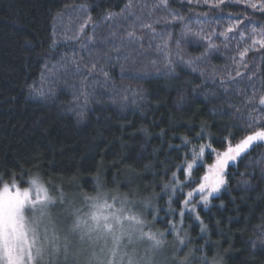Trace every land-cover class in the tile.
<instances>
[{
  "label": "trees",
  "instance_id": "trees-1",
  "mask_svg": "<svg viewBox=\"0 0 264 264\" xmlns=\"http://www.w3.org/2000/svg\"><path fill=\"white\" fill-rule=\"evenodd\" d=\"M262 3L0 0V187L131 188L161 209L162 246L190 264H264L263 143L226 169L206 208L180 216L181 189L195 184L162 191L173 173L185 182L178 166L193 149L261 130L248 124L264 121V48L253 45L264 13L250 6Z\"/></svg>",
  "mask_w": 264,
  "mask_h": 264
},
{
  "label": "snow or ice",
  "instance_id": "snow-or-ice-1",
  "mask_svg": "<svg viewBox=\"0 0 264 264\" xmlns=\"http://www.w3.org/2000/svg\"><path fill=\"white\" fill-rule=\"evenodd\" d=\"M161 2L166 5L167 0H161ZM205 2L207 3L208 0H205ZM219 2L222 3L223 0H219ZM215 6L217 5H213V7ZM250 6L264 13V3L260 5L250 4ZM237 22H240L238 18ZM234 28L235 26L230 27L227 31L232 32ZM128 35L132 36V33ZM221 35H225V33H221ZM243 35L241 33L242 37ZM255 44H259L261 48H264V38L258 41L253 40V45ZM214 47L215 45L209 44V48ZM248 51L249 48H246L240 52L241 61H243ZM236 75L240 76L241 73L237 71ZM259 104L264 105V96L260 97ZM248 128H258L261 130L251 131L249 134L243 135L234 144L231 142L234 133H229V137L225 138L228 141L227 146L222 151L213 148L210 144H202L199 146L198 152L193 149L191 162L178 166V170L183 172L186 177L185 182L182 183L177 179V174L173 173L172 183L165 184L164 187L166 189L172 187V190L176 191L177 188L186 185H196L195 188H192L187 193L186 198L182 201L181 217L189 210L196 211V206H193L191 209L188 208L196 195H199L201 201L207 205L209 198L218 193L226 185V169L231 163L238 162L259 142H264V121L257 122L251 120ZM199 138L203 139L202 133L199 134ZM188 143L190 141L185 139L184 144L187 145ZM221 143H224V141ZM213 153L215 154L214 162L204 165L201 158L205 156L210 157ZM196 167H206L205 173L199 179H193L192 176ZM29 185V187L21 189L13 181L11 185L4 183L0 187V264H37L38 260L42 259L43 245L41 244L38 227L46 213L42 209L40 216L34 215L31 219H27L25 213L29 208L35 211L37 204H43L44 202L54 203V200L49 196L47 188L40 183L38 178L31 179ZM33 193L35 194L34 196ZM102 196L103 194H98L97 197L91 198V211L84 216L80 215V210L77 209L75 211L74 215L76 218L71 231L73 233L79 232L82 241L87 239L94 244L101 239L107 242L111 238L113 248L111 249L112 260L110 264H116L117 252L122 238L128 235L129 239H131L130 233L124 228L123 221L131 220L135 221L136 224H142L143 222L135 216L124 215L123 208L114 209L113 204H109L107 198H102ZM113 200L115 201V198ZM196 218L199 219V216L197 215ZM174 227L175 225H173ZM163 235L164 233L157 235L151 232H140V238L147 237L152 241V248L154 250H158L161 247ZM45 239L49 238L46 236ZM52 239H55V237ZM124 256H127L128 264H138L135 253L132 255L124 253L120 257L121 261L124 259ZM98 259V256L94 252L91 260L97 261Z\"/></svg>",
  "mask_w": 264,
  "mask_h": 264
},
{
  "label": "rangeland",
  "instance_id": "rangeland-1",
  "mask_svg": "<svg viewBox=\"0 0 264 264\" xmlns=\"http://www.w3.org/2000/svg\"><path fill=\"white\" fill-rule=\"evenodd\" d=\"M259 143L264 144V142ZM213 156L214 162L215 154ZM234 163L235 162H232L231 165ZM29 181L30 180H27L23 187L17 182L15 183L23 189L30 186ZM12 183L13 182L9 183V185ZM47 190L49 196L53 198L54 203L44 202L43 204H37L35 206V211L29 208L25 213L27 219H31L34 215L40 216L42 209L46 213L38 227L41 244L43 245V252L42 259H39L37 264H90V262L91 264H110L112 260L111 249L113 248L111 238H109L107 242L101 239L94 244L87 239L82 241L79 232L73 233L71 231L76 218L74 215L75 211L77 209L80 210L81 216L89 213L91 211V198L97 197L98 194H103L102 198L106 197L107 202L113 204L114 209L123 208L124 215L135 216L143 222L142 224H136L135 221L131 220L123 221L124 228L130 233L131 239H129L128 235L122 238L120 248L117 252L116 264H128L127 256H124L122 261L120 260L121 255L124 253H127V255L135 253L138 264H190L188 262L190 258L184 259L180 253V249H175L174 245H172V248L169 245L166 247L161 245L158 250H154L151 240L147 237L140 238L141 231L145 233L151 232L157 235L159 233L158 231H160V233L163 232L159 225H157L161 209L153 208V202H150L151 204H146L144 200L135 198L134 195L136 192L134 190L131 191V188L129 191L121 193L118 188H103L102 186H98L93 194L83 195L79 193L77 189H73L72 186L69 187L66 184V186L63 187L62 183H53L51 188H47ZM181 190L185 194L184 200L188 191H186V188H182ZM162 191L166 193V191H170V189L165 188V190L162 189ZM171 191L173 193V190ZM218 193L214 194L212 197L217 196ZM34 195L33 193V196ZM113 198H115V201ZM61 200L63 201L62 203ZM193 202H195L193 206L198 208H206L207 206L201 201L199 195L195 196L192 203ZM193 206L189 205L188 208L191 209ZM187 212L192 211L189 210ZM155 228H159L158 231H155ZM170 231L171 229H169V232ZM46 236L49 239H45ZM53 237H55V239H52ZM93 239L95 238L93 237ZM49 240H51V242H49ZM94 252L99 258L97 261L91 260ZM179 256L182 257L179 259Z\"/></svg>",
  "mask_w": 264,
  "mask_h": 264
}]
</instances>
